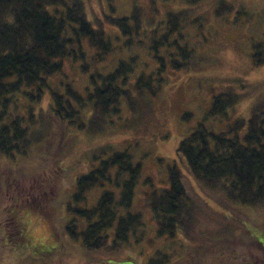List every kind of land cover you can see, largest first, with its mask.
Returning a JSON list of instances; mask_svg holds the SVG:
<instances>
[{
    "label": "trees",
    "instance_id": "obj_1",
    "mask_svg": "<svg viewBox=\"0 0 264 264\" xmlns=\"http://www.w3.org/2000/svg\"><path fill=\"white\" fill-rule=\"evenodd\" d=\"M130 1L128 16L107 15L102 7L101 17L90 20L85 0H0V211L4 216H0V250L18 251L16 248L21 249L26 240L24 227L16 221L15 214L19 207H32L31 203H35L26 196L34 195L39 202L47 198L46 202L52 205L57 203L54 198L59 187L57 177L45 174L51 160H47L46 150L39 147L44 131L48 127L53 129V125L64 133L74 129L75 138L86 136L99 140L98 145L83 152L82 159L91 163L89 171L76 178V190L62 213L69 217L64 221V235L83 252L75 253L79 257L77 262L90 264L86 257L99 255L114 259L112 256L124 253L130 237L144 227L142 216L131 211L142 165L134 161L128 148H121L122 143L105 142L104 138L113 133L110 130L113 116L126 114L121 128L127 130L134 128L130 120L135 114L143 118L145 113L141 111L146 107L147 114H151V99L160 95L168 68L182 70L191 66L196 48L181 44L185 40L173 37L178 31L180 16L189 14L169 12L161 36L153 28V22L148 21L151 46L145 49L160 64L152 74L138 72V57H133L130 62L116 63L105 75L92 76L91 86L83 85V91L77 88L82 83L69 81L63 84L62 91L52 90L46 98L50 79L62 74L65 63L79 64L80 71L87 73L90 66L86 61L91 59L96 66L110 54L135 44V36L144 29V11L137 0ZM178 1L194 6L207 0ZM218 2L219 5L224 0ZM152 4V11H156V1L152 0ZM227 9L232 12V6ZM215 12L217 16L224 15L220 9ZM105 25L114 27L115 34L108 33ZM119 34L125 40L118 45ZM135 45L144 49L141 43ZM251 57L256 66L264 65V42L253 45ZM263 87L264 80L256 84V90ZM253 97L233 91L218 94L207 117L229 122L228 128L215 133L205 124H199L180 142L177 160L168 168L169 186L154 188L147 194L159 237L175 238L180 234L189 241L194 240L190 230L198 209L207 210V199L221 207L219 214L225 218V214L241 216L238 206L264 210V94L255 100ZM19 103L25 115L17 114ZM235 115L236 119L232 120ZM37 150L42 151L36 153ZM30 163L34 168L28 169L26 165ZM179 164L195 179L197 189L190 185ZM27 178L32 180L29 188L13 182ZM108 184L114 185L119 195L105 191L94 204H88L91 190ZM43 208L48 215V209ZM221 222L218 218L221 227L218 233H225L227 226ZM237 224H234L236 229L242 228L241 223ZM58 239L62 245L47 249L45 258L49 255L54 258L60 248L72 251L66 247L69 241ZM230 243L213 239L208 245L204 243L203 248L207 254ZM232 243L240 251L236 264H264L262 243L250 240V248L257 250L256 254L241 241ZM183 261L171 262V256L158 252L148 264H182Z\"/></svg>",
    "mask_w": 264,
    "mask_h": 264
},
{
    "label": "rangeland",
    "instance_id": "obj_2",
    "mask_svg": "<svg viewBox=\"0 0 264 264\" xmlns=\"http://www.w3.org/2000/svg\"><path fill=\"white\" fill-rule=\"evenodd\" d=\"M155 1L156 11H152L150 6H153L152 0H137L144 11V29L135 36L134 43H141L140 47L144 49H139L134 44L130 49L125 48L119 53L110 54L96 66L90 59L85 62L90 66L87 73L80 71L79 64L74 67L65 63L62 74L51 78L46 89V98H48L50 91H62L63 84L70 81L74 84L82 83V86L77 88L83 91V85L91 86L92 76L105 75L116 63L130 62L133 57H138V61L136 60L138 72L152 74L160 64L154 55L145 49L151 46L148 21L153 22V28L156 27L159 30L158 35L161 36L165 31V21L169 12L172 15L183 11L189 14L185 17L180 16L182 18L178 21V31L173 37L185 40L181 44L187 43L189 47L196 48L191 66L182 70L168 68L160 95L151 99V107H149L151 114H147V107L141 111L142 114L145 113L143 118L141 114H135L130 120H133L131 124L134 128L127 130L121 128L127 115L121 113L113 116L111 118L113 123L110 125L113 133L104 138L105 142L122 143L121 148H128L134 161L142 165V175L134 190L131 211L142 216L144 227L130 237V243L124 253L112 256L114 259L118 257L117 261L101 255L86 257V260L90 261V264H148L149 259L156 253L163 252L171 256V262L183 259L182 264H236L240 251L235 247V243H232L233 241H241L244 245L241 244L248 249L252 247L249 244L250 240H256L264 247V210L238 206L241 216L227 213L225 218L219 214L220 211L222 212L221 207L207 199L211 208L205 206L207 210L198 209L196 220L190 230V236L194 239L191 242L180 234L175 238L157 235L152 211L147 204V194L154 188L169 186L168 168L177 160V148L199 124H205L215 133L228 128L229 122L207 117L215 96L233 91L253 95V100L262 98L264 87L256 90V84L264 80V65L256 66L252 61L251 53L255 43L264 42V0H224L219 5L218 0H207L194 6L183 4L178 0L167 3ZM85 6L90 20L95 16L101 17L102 7L107 15L114 17L128 16L131 11L130 0H85ZM229 6H232V12L227 11ZM215 9H220L224 15L217 16ZM105 26L108 33L115 34L114 27ZM172 38L170 42L173 41ZM124 40L125 37L119 34L117 44H121ZM161 49H159L160 55L163 53ZM130 64L134 65L133 61ZM24 99L21 98V101L26 102ZM19 106L17 114L20 112V115H25L21 103ZM236 117L237 115L232 120ZM75 135L72 128L64 133L60 127L54 125L53 129L48 127L44 131L39 147L43 151L46 150L47 160H51L45 174L57 177L59 187L54 196L57 203L52 205L51 202H46L47 198L39 202L40 200L34 195L26 196V199L29 198L35 203H31L32 207H19L20 209L15 211L16 221L21 222L24 227L26 240L21 249L20 246L16 248L19 249L18 251L0 250V264H82L77 262L78 255L75 256L77 253L83 254L82 250L78 244L69 241L63 233L64 221L69 217L63 216L62 213L76 190V178L89 171L91 163L82 159L83 152L91 146L98 145L99 140L86 136L75 138ZM42 150H37L36 153H41ZM78 161L81 163L78 164ZM31 165L32 163L26 166L28 169L34 168ZM179 166L190 181V185L197 189L195 179L181 164ZM13 182L26 188L32 184V180L28 178L21 182ZM19 187L23 190L22 186ZM105 191L119 195V190L114 185L108 184L91 190L88 204H94ZM10 194L13 195V192ZM41 207H44L43 210L48 209V215ZM213 211H216L215 215ZM0 216L4 217L1 211ZM218 218L222 220L221 225L227 226L228 230L225 233H218L221 229L217 223ZM236 223L237 225L241 223L242 228L236 229L234 227ZM202 234L204 236H200ZM59 237L62 242L69 241L66 247L72 251L60 248V252L58 250L54 258L50 255L49 258H45L44 253L49 251L47 249L62 245ZM213 239H224L231 243L218 246L214 251L211 250L206 254L204 243L208 245ZM190 246L194 248L189 250ZM250 249L256 254L257 250ZM201 254L204 256L199 259ZM127 256L131 259H122Z\"/></svg>",
    "mask_w": 264,
    "mask_h": 264
}]
</instances>
